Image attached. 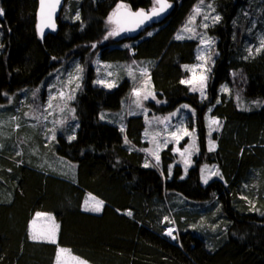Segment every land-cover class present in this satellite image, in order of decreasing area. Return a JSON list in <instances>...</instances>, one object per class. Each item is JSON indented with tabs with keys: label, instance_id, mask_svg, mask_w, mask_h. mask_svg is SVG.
I'll use <instances>...</instances> for the list:
<instances>
[{
	"label": "trees",
	"instance_id": "obj_1",
	"mask_svg": "<svg viewBox=\"0 0 264 264\" xmlns=\"http://www.w3.org/2000/svg\"><path fill=\"white\" fill-rule=\"evenodd\" d=\"M174 1L168 18L153 26L156 31L133 45L148 29L138 37L110 36L117 28L113 13L118 6L148 11L155 0H74L68 18L63 11L58 31L45 39L37 32L39 0H0V101L7 92L38 86L74 55L81 57L87 73L72 102L79 123L75 138H60L55 146L60 157L77 164L73 178L18 165L17 160L3 162L0 189L8 188L9 194L0 200V264H55L60 247L89 264H264V215L258 209L264 208V46L251 55L248 51L262 23L254 25L252 16L243 15L252 7L250 0H214L221 20L207 29L218 43L205 102L181 83L183 66L194 62L199 43L174 38L199 0ZM122 43L130 46L120 47ZM97 56L108 62L155 61L150 77L165 103L148 101L150 115L168 114L185 103L195 108L201 149L186 177L181 165L168 177L175 161L171 145L161 154V166H144L143 116L129 117L125 129L100 117L102 110H121L131 86L127 79L114 89L95 86ZM238 69L247 74L242 107L231 95L215 105L220 85L229 83ZM211 106V115L228 125L219 138L214 134V151L207 141ZM206 162L218 166L227 185L218 179L201 184ZM168 192L199 206L213 204L200 223L204 229L189 227L198 215L174 211L180 246L165 236L173 224ZM91 196L104 202L99 211L85 209ZM39 212L53 214L59 223L57 243L30 238L29 222Z\"/></svg>",
	"mask_w": 264,
	"mask_h": 264
},
{
	"label": "rangeland",
	"instance_id": "obj_2",
	"mask_svg": "<svg viewBox=\"0 0 264 264\" xmlns=\"http://www.w3.org/2000/svg\"><path fill=\"white\" fill-rule=\"evenodd\" d=\"M72 1L74 0H68L63 5L62 12L65 11V19L68 18L70 13V4ZM170 1L174 6L175 1ZM250 2L252 3V7L244 10L243 15L246 17L252 16L251 21H253L254 25H257L259 22L262 23V27L258 28V33L255 35L257 42H249L248 45V51L251 50V53H253V51L257 52V49L260 50L264 46L262 44V40H264V0H250ZM209 4L211 8L208 7ZM197 6L201 10V15L196 16L193 24H189V18L194 15L193 9ZM193 9L188 18L177 29L174 38L177 39V36H182V39L177 40L185 41L193 39L198 41L199 46L196 49L194 62L183 66L186 71V78L183 81H191V83L185 84L189 86L191 91L195 87L197 90L192 92L198 93L200 100L207 102L209 100V83L217 57L216 45L218 43V39L210 35L207 29L219 24L221 16L216 10V2L214 0H204L203 4L199 0ZM204 15H208L209 18L204 20ZM77 16L76 14L75 18ZM215 16L220 17L218 22L212 19ZM202 24H207L208 27H201ZM186 25L192 28L193 31H183ZM155 31L156 28H149L139 39L132 42L133 45L141 41L144 36L151 35ZM1 34L2 28L0 25V53L3 52ZM114 37L121 39L123 36L119 32ZM203 41H211V43L206 44ZM119 45L120 47H126L128 44L122 43ZM201 56L204 57L203 60L198 58ZM154 65L155 61L152 59L139 60L134 58L125 62H108L101 60L97 56L93 63L94 80L92 83L95 86L114 89L125 79L130 82L131 86L128 98L122 102L121 110L115 112L102 110L100 117L108 123L118 124L122 129H125L126 126L124 123L129 117L143 116L146 125L143 132V142L147 143V146L144 148V153L146 154V162L148 165L153 163L158 167L161 166V159L157 164L151 152H157L161 158L162 152L171 145L172 155L175 156V161L168 166V177L171 178L172 168L175 165H181L184 170L183 176L186 177L189 169L195 164V158L199 156L201 149L198 130L196 128V111L194 107L185 103L168 114L150 115V110L146 106L148 101H153L158 104L165 103V101L157 97L152 84L150 70ZM78 69L82 71H78ZM188 69H194L195 71H189ZM144 70H146V73L142 74ZM86 76L87 73L82 65L81 57L74 55L71 58H67L58 68L50 72L38 86L26 87L12 93L7 92L3 94V101H0V181L3 176V162L5 159L17 160L18 165L24 164L26 167L30 166L45 170L52 175L73 178V175L76 173L77 164L60 157L55 150V146L59 144L60 138L68 141H72L73 137L75 138L79 123L74 108L72 107V102ZM202 76L206 77L203 81V95H201L200 91ZM70 78L71 82H69ZM229 79V83L220 85L215 105L221 103V97L223 95L227 97L231 95L242 107L241 94L244 93L245 85L247 84V74L243 69L234 70L231 72ZM77 84L79 85L78 88L76 87ZM73 89L75 90L73 91ZM60 91L65 93L64 98L59 96ZM68 95H71L73 98L68 99ZM145 95H147V99L144 98ZM50 101L53 105L52 108L48 107ZM213 107L211 106L206 114L209 151H214L218 148V138L225 134L228 129V125L220 121L218 117L211 115L210 112ZM212 120L218 123L213 124L211 123ZM177 129L180 130L177 131ZM184 130L192 133V135L185 134ZM174 132L175 136H173ZM214 134L218 135L217 139H214ZM181 152L184 153L183 156ZM185 161H187V164ZM215 172H218L219 175H214L213 173ZM205 179H207V183H205ZM215 179L226 183L225 177L217 165L207 162L204 163L201 167V184L207 185ZM8 194V188L4 190L0 189V200ZM168 196L171 201H169L170 203L168 205L172 210L170 212V218L173 222L165 231V236L169 240L177 243L176 241H178L179 237L176 218L172 216L175 213L174 211L198 215L195 223H190L189 227L204 229L201 225L204 223L206 219L205 215L209 213L208 211L211 209V205H213L212 203L199 206L200 204L189 202L181 194L168 192ZM262 199L264 200V191ZM97 201L102 202V204L97 205ZM255 203L263 206L260 202ZM103 204L104 202L102 200L91 196L86 198L84 206L85 209L92 211L96 207L101 209ZM258 209L260 210L259 214L264 215V208ZM170 229H172V234L167 235L166 233ZM28 233L30 238L36 242L53 243L52 241L54 240V243H57L59 223L53 214L35 213L29 222ZM33 236L36 239H33ZM60 249L65 248H59L55 264H77L76 261L70 259L72 256L77 257L84 264H89L73 254L70 250L66 249L68 250L67 253H61Z\"/></svg>",
	"mask_w": 264,
	"mask_h": 264
},
{
	"label": "water",
	"instance_id": "obj_3",
	"mask_svg": "<svg viewBox=\"0 0 264 264\" xmlns=\"http://www.w3.org/2000/svg\"><path fill=\"white\" fill-rule=\"evenodd\" d=\"M167 3L170 4L171 7L167 8L166 11L161 13L158 17L154 16L151 19L145 20L144 23L140 24L139 27H136L134 31L121 30L119 32L124 36L138 37L149 27L163 23L168 18L172 8L170 0H167ZM53 4L56 5L55 9L52 8ZM63 5L64 0H59V3H56V0H39V7L37 10V32L41 39H45L46 35L58 31V20L61 16ZM140 10H143L145 13L151 11L144 9L134 10L127 6H121L114 12L116 15L113 14L112 20L118 29L134 27L135 21L138 18L130 16L129 13H135ZM50 25H54V28Z\"/></svg>",
	"mask_w": 264,
	"mask_h": 264
},
{
	"label": "snow or ice",
	"instance_id": "obj_4",
	"mask_svg": "<svg viewBox=\"0 0 264 264\" xmlns=\"http://www.w3.org/2000/svg\"><path fill=\"white\" fill-rule=\"evenodd\" d=\"M203 2H204V0H200V3H201V4H203ZM56 3H59V0H56ZM155 4L158 5V7H153L149 13H145L143 10L137 11V12H135V13L130 12V13H129L130 16L138 18V19H136V21H135V26H134V27L123 28V29H114L112 32H109V35L111 36V35L119 34V31H121V30H123V31H134L135 28H136V27H139L140 24L144 23L145 20L151 19V18L154 17V16H157V17H158L159 15H161V13H163L164 11H166L167 8L171 7V5L167 3V0H155ZM55 6H56V5L53 4V5H52V8L55 9ZM118 7H121V6H118ZM208 7L211 8V5L209 4ZM193 12H194V15H193L192 17L189 18V24H193L194 21H195V19H196V16L201 15V10H200L199 6H197L196 8H194V9H193ZM2 14H3V13H2V10H0V15H2ZM114 15H116V13H114ZM203 18H204V20H207L209 17H208V15H204ZM77 19H79V16H77ZM109 19H110V22H111V17H110ZM212 19H213L214 21H217V22H218V21L220 20V17H219V16H215V17H213ZM50 26L54 28V25H50ZM201 27L207 28L208 25H207V24H202ZM183 31H189V32H191V31H193V29H192V28H189V27L186 25L185 28L183 29ZM41 32H42V30H41ZM182 38H183L182 36H177V39H182ZM190 38H191V37H190ZM203 42L206 43V44H210V43H211V41H203ZM262 44H264V40H262ZM257 51H259V49H257ZM249 54L251 55V50H249ZM198 58L201 59V60L204 59L203 56L198 57ZM188 70H189V71H195L194 69H188ZM78 71H82V70H81V69H78ZM144 73H146V70H144V72H143L142 74H144ZM77 78H78V77H77ZM204 79H206V77H203V76H202V77H201V88H200L201 95L204 94V93H203V88H204L203 81H204ZM69 82H71V78H70ZM181 83H191V81H181ZM76 87L78 88L79 85L77 84ZM74 90H75V89H73V91H74ZM196 90H197V89H196L195 87L192 88V91H196ZM137 94H138V93H137ZM64 95H65V93H64L63 91H60V92H59V96H60L61 98H64ZM67 98H68V99H72L73 97H72L71 95H68ZM144 98L147 99V98H148L147 95H145ZM153 98H154V97H153ZM53 99H55V97H53ZM48 107H49V108H52V107H53L51 101L48 103ZM184 107H187V106H184ZM61 110H62V109H61ZM211 123L215 124V123H218V122L215 121V120H212ZM179 130H180V129H177V131H179ZM184 131H185V134H187V135H192V133L187 132V130H184ZM173 136H175V132L173 133ZM73 139H74V137H73ZM165 143H167V141H165ZM149 151H150V150H149ZM185 151H187V149H185ZM151 155L154 156V158H155V160H156V162H157V164H158V163H159V160H160V157H159L158 153H157V152H151ZM181 155L183 156L184 153L181 152ZM185 163L187 164V161H185ZM144 166H145V167H148L149 165H148V163L146 162ZM213 174H214V175H219L218 172H215V173H213ZM205 183H207V179H205ZM100 204H102V202L97 201V205H100ZM86 210H87V209H86ZM92 210H94V211H99L100 208H99V207H96V208H94V209H92ZM127 214H128V215H131V212H128ZM166 234H167V235H171V234H172V230H169ZM32 238H33V239H36L35 236H33ZM173 238H175V237H173ZM52 242L54 243L55 241L53 240ZM60 252H61V253H67L68 250H66V249H60ZM70 259L73 260V261H76L77 264H84V262H83V261H79L77 257L72 256V257H70Z\"/></svg>",
	"mask_w": 264,
	"mask_h": 264
},
{
	"label": "bare ground",
	"instance_id": "obj_5",
	"mask_svg": "<svg viewBox=\"0 0 264 264\" xmlns=\"http://www.w3.org/2000/svg\"><path fill=\"white\" fill-rule=\"evenodd\" d=\"M126 141V140H125ZM170 230H172V229H170ZM169 231V230H168Z\"/></svg>",
	"mask_w": 264,
	"mask_h": 264
}]
</instances>
